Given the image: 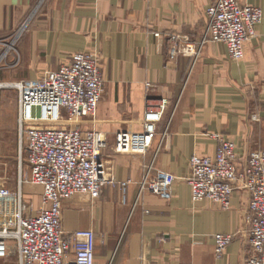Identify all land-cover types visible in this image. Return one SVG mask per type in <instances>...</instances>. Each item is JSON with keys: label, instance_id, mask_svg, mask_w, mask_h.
I'll list each match as a JSON object with an SVG mask.
<instances>
[{"label": "crops", "instance_id": "1", "mask_svg": "<svg viewBox=\"0 0 264 264\" xmlns=\"http://www.w3.org/2000/svg\"><path fill=\"white\" fill-rule=\"evenodd\" d=\"M40 1L0 0V39L30 20ZM216 1L46 0L16 45L11 77L19 81L58 71L78 53L101 57L103 97L83 129L104 135V160L118 184L98 200L72 198L62 217L67 234L93 230L115 242L104 257L96 248V264H244L251 254L246 195L235 193L223 211L211 202L194 204L187 183L195 155L215 157L216 136L234 141L239 157L264 149V22L245 58L233 61L222 43L200 45L206 10ZM239 1L264 13V0ZM163 102L149 152L116 153L115 135L143 131L146 110ZM147 174L171 180L166 197L141 194ZM3 213L10 226L12 209ZM217 234H235L221 260Z\"/></svg>", "mask_w": 264, "mask_h": 264}, {"label": "built area", "instance_id": "2", "mask_svg": "<svg viewBox=\"0 0 264 264\" xmlns=\"http://www.w3.org/2000/svg\"><path fill=\"white\" fill-rule=\"evenodd\" d=\"M206 18L207 29L200 45L222 43L230 59L241 62L246 44L257 38L264 13L239 0H217L207 8ZM26 30L27 25L20 27L10 40H0V44L13 49ZM15 86L20 171L25 164L28 175L25 181L20 179L14 226L0 227V260L15 255L17 264H96L95 232L67 234L62 217L65 203L72 198L98 200L107 186L118 184L114 168L104 160V135L83 129L84 122L96 117L103 97L101 57L96 52L75 54L58 71H47L37 80L20 81ZM148 89L153 90L150 85ZM165 110L164 102L148 108L143 131L117 133L114 151L136 155L149 152ZM216 139L219 147L214 158L195 155L190 162L187 183L191 200L194 204L211 202L229 211L234 194H245L244 222L251 254L244 264H264V149L251 152L243 162L234 141L222 136ZM29 183L42 189L43 206L36 211L23 205L22 185ZM169 183L167 176L147 174L140 191L166 197ZM234 239L235 234L214 236L218 260L223 259Z\"/></svg>", "mask_w": 264, "mask_h": 264}, {"label": "rangeland", "instance_id": "3", "mask_svg": "<svg viewBox=\"0 0 264 264\" xmlns=\"http://www.w3.org/2000/svg\"><path fill=\"white\" fill-rule=\"evenodd\" d=\"M45 2L46 0H41L40 3L37 4L30 20L41 11ZM30 20L23 23L20 26L21 29L25 25L28 27V22H30ZM24 34L25 32L23 35ZM22 36L20 37L21 39ZM10 39L11 37L7 40ZM1 41H5V39ZM14 48V50L7 49L4 43L0 44V227L8 229L14 226L16 209L19 208L18 200L19 192L21 190L20 179H27L26 175H28V168L25 164H23L21 173V164L19 163L20 136L19 125L17 122L18 110L16 109V107L18 108V92L15 85L20 81L11 77V72L15 69L13 65L15 64V57L17 55L16 46ZM38 78L34 80H37ZM34 116H38V113H34ZM83 125H85V122ZM254 151L257 150L251 152ZM251 152H249V154ZM248 155L246 157L237 156L240 161L244 162ZM22 189L24 206L26 205L29 208H35V211L42 208V189L40 187L29 183L22 185ZM7 208H11L13 212V223L10 226L6 225L4 221L5 214L3 212H5ZM112 247H115L114 241H107L104 236H98L97 250L102 257L106 256L108 252L110 253ZM14 258L17 260L18 256L13 255L7 261L0 260V264H15Z\"/></svg>", "mask_w": 264, "mask_h": 264}]
</instances>
